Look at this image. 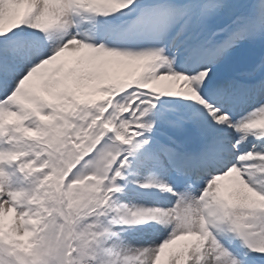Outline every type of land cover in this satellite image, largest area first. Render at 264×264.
<instances>
[{
  "label": "snow or ice",
  "instance_id": "obj_1",
  "mask_svg": "<svg viewBox=\"0 0 264 264\" xmlns=\"http://www.w3.org/2000/svg\"><path fill=\"white\" fill-rule=\"evenodd\" d=\"M0 264H264V0H0Z\"/></svg>",
  "mask_w": 264,
  "mask_h": 264
},
{
  "label": "clouds",
  "instance_id": "obj_2",
  "mask_svg": "<svg viewBox=\"0 0 264 264\" xmlns=\"http://www.w3.org/2000/svg\"><path fill=\"white\" fill-rule=\"evenodd\" d=\"M123 215L128 217V219L125 221L128 223L134 222L136 219V214L131 209L126 210Z\"/></svg>",
  "mask_w": 264,
  "mask_h": 264
}]
</instances>
